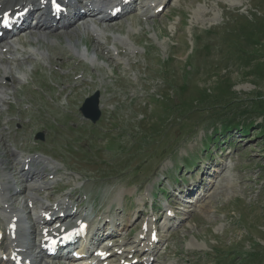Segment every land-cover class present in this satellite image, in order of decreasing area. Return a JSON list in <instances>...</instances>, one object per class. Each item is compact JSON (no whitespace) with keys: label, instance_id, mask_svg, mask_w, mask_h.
Listing matches in <instances>:
<instances>
[{"label":"rangeland","instance_id":"obj_1","mask_svg":"<svg viewBox=\"0 0 264 264\" xmlns=\"http://www.w3.org/2000/svg\"><path fill=\"white\" fill-rule=\"evenodd\" d=\"M146 1L138 0L123 17L102 22L107 34L130 35L140 53L122 55L123 65L103 54L106 63L99 67L104 68L96 85L76 89L69 98L52 104L62 108L61 103L66 102L65 107L73 109L96 89L101 90L100 124L105 137L84 135L85 141L101 146L98 153L87 159L82 150L91 146L85 148L78 142L75 145L81 150L68 154L60 149L68 138L49 142L44 152L63 162L70 172L67 185L84 188L94 209L107 205L114 194L124 196L122 216H128L124 231L128 225L138 226L135 216L142 209L144 190L149 191L162 174H167L168 179L160 184L163 195L156 192L158 212L161 204L168 202L177 216L169 227L161 222L164 239L159 252L167 249L161 257L165 264H264V111H258L260 102L264 110V72L253 76L243 65L258 64L264 71V0H171L156 17L150 16ZM128 28L137 34L132 36ZM74 29L79 30L76 35L68 30L56 36L64 38L69 48V43H74L79 52L88 48L89 57L101 55L84 28ZM26 36L31 39L30 34ZM41 44L51 47L43 41ZM56 46L64 49V45ZM51 55L59 56L55 52ZM106 77L111 83L104 81ZM32 80L49 86L68 81L47 74H33ZM38 89L44 92V85ZM130 89L139 98L128 106L118 102L124 98L122 92ZM20 92L29 90L20 88ZM215 96L225 97L228 104L216 106ZM246 108L248 114L240 113L239 109ZM229 118L234 123L249 122L247 135H240V130L217 132ZM54 123L59 124L56 119ZM25 129L33 135L42 127L35 123ZM1 132L0 149L6 150ZM212 137H216L213 143ZM202 143L220 155L231 144L230 153L221 155L225 165L215 164L204 175V160L189 163ZM207 154L202 155L205 161ZM182 161L183 168L179 166ZM194 174L204 196L199 190L191 204L176 193L167 197L172 184H186Z\"/></svg>","mask_w":264,"mask_h":264},{"label":"trees","instance_id":"obj_2","mask_svg":"<svg viewBox=\"0 0 264 264\" xmlns=\"http://www.w3.org/2000/svg\"><path fill=\"white\" fill-rule=\"evenodd\" d=\"M243 65L245 66V68L248 69L247 73L253 72L252 73L253 76H261V73L264 72L263 69L262 70L260 69L258 64H252V66H251L250 63H244ZM213 100H215L216 106L218 105L220 108L221 107L223 108V107H225L228 104V102L224 103L225 97L215 96V97H213ZM217 102L219 104H217ZM212 105L214 106V104H212ZM259 105L261 106V109L258 110V111L263 112L264 110H263V106L261 105V102L259 103ZM216 106H214V107H216ZM239 111H241L240 113L248 114L247 108L246 109H242V110L239 109ZM239 126L244 128L245 131H247L249 129L250 123L249 122L248 123H244V121H237V122L234 123V121H232V119L230 120V118H229V119H224L223 120V123H222L221 127L224 130V129L232 128V127L239 128Z\"/></svg>","mask_w":264,"mask_h":264},{"label":"bare ground","instance_id":"obj_3","mask_svg":"<svg viewBox=\"0 0 264 264\" xmlns=\"http://www.w3.org/2000/svg\"><path fill=\"white\" fill-rule=\"evenodd\" d=\"M0 2H2V1H0ZM79 28V27H78ZM77 28V29H78ZM84 28V27H83ZM77 29H72V30H70L71 31V33H72V35H76L77 34V32H79V30H77ZM84 30V29H83ZM41 32H43L44 33V36H43V38L44 39H46L47 38V35H45L46 33H48V31L47 30H42ZM81 32V31H80ZM70 37V36H69ZM73 37V36H72ZM78 37V36H77ZM69 40H70V38H68ZM47 40V39H46ZM77 40V39H76ZM69 45L71 46L70 48H72L73 50H76L77 51V49H76V47H75V44L74 43H69ZM78 46V45H77ZM2 47H7V51L4 53V52H2V51H0V57L1 56H7V55H13V51H14V49H10V44H9V42L8 41H6V42H4L3 43V45H2ZM88 49V48H87ZM87 49H83L82 50V52L81 53H83V54H85V55H87ZM79 51V50H78ZM93 57L95 58L96 57V55L95 54H93ZM0 69H2L3 70V72L4 73H7V71H9V64H8V62H3V61H1L0 60ZM1 78V77H0ZM3 96H4V94H3V91H2V87L0 86V101H2V98H3ZM5 177V176H4ZM7 196V191L3 194V192H2V190L0 189V202H4V197H6ZM22 221H23V219H22ZM37 258L39 259V263L40 264H48V263H45L44 261H43V258L42 257H39L38 255H37Z\"/></svg>","mask_w":264,"mask_h":264},{"label":"water","instance_id":"obj_4","mask_svg":"<svg viewBox=\"0 0 264 264\" xmlns=\"http://www.w3.org/2000/svg\"><path fill=\"white\" fill-rule=\"evenodd\" d=\"M90 100H92V104L96 105V100H97L96 96H93L92 98H90ZM85 114L88 116H91L93 114V111H91V107H89L87 110L85 109Z\"/></svg>","mask_w":264,"mask_h":264},{"label":"snow or ice","instance_id":"obj_5","mask_svg":"<svg viewBox=\"0 0 264 264\" xmlns=\"http://www.w3.org/2000/svg\"><path fill=\"white\" fill-rule=\"evenodd\" d=\"M53 3L55 4V0H53ZM57 8H58V6H57ZM102 255V254H101Z\"/></svg>","mask_w":264,"mask_h":264}]
</instances>
